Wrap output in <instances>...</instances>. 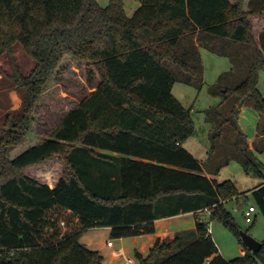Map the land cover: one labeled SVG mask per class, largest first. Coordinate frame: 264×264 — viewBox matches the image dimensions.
I'll use <instances>...</instances> for the list:
<instances>
[{
  "label": "trees",
  "instance_id": "obj_1",
  "mask_svg": "<svg viewBox=\"0 0 264 264\" xmlns=\"http://www.w3.org/2000/svg\"><path fill=\"white\" fill-rule=\"evenodd\" d=\"M124 1L103 8L97 0H0V61L9 67L0 65V75L21 93L0 131V264H105L81 243L85 231L153 235L156 221L182 214L195 216V228L157 235L146 255L135 253L139 264H264V242L247 249L225 208L234 185L213 178L231 161L246 173L264 170L237 123L242 107L264 121V33L256 41L249 19L264 16V0H250L248 11L244 0H136L131 17ZM17 47L33 63L27 72ZM202 49L231 63L210 87L221 100L205 112L210 166L184 149L195 132L191 109L173 95L176 83L202 90ZM65 54L86 63L90 86L99 78L96 90L10 159ZM260 133L263 152L264 123ZM55 160L64 172L53 187L27 174ZM252 194L264 216V182ZM206 211L234 232L243 257L220 254Z\"/></svg>",
  "mask_w": 264,
  "mask_h": 264
},
{
  "label": "rangeland",
  "instance_id": "obj_2",
  "mask_svg": "<svg viewBox=\"0 0 264 264\" xmlns=\"http://www.w3.org/2000/svg\"><path fill=\"white\" fill-rule=\"evenodd\" d=\"M250 0H244V9L249 10ZM98 4L105 8L109 0H97ZM235 3L236 0H230ZM140 3L136 0H125L124 9L126 14L131 17L138 9ZM250 16L254 38L264 29V16ZM260 16V17H259ZM204 65V86L202 90L182 83H176L173 87L174 97L186 109H191V116L194 124V134L184 144L187 150L195 159L208 165V153L211 149L209 133L211 125L206 121L205 112L220 106L221 100L215 98L210 93L220 75L231 69V63L227 58L219 57L204 49L201 50ZM16 57L21 64L23 71L27 72L33 66L32 61L24 55L22 50L17 47ZM0 65L9 68L5 61H0ZM93 70H95L93 68ZM96 79L94 86H90L87 77V65L85 62L74 59L71 55L65 54L54 76L49 80L48 85L37 103V110L33 116L31 130L24 139V142L10 150V159H14L28 148L32 147L42 139L46 138L60 121L77 105H79L90 93L96 90L99 84ZM260 90L264 94V73L259 76ZM21 103V93L3 80L0 75V131L2 129V119L6 112L17 110ZM230 108H226L229 111ZM258 116L256 111L251 108L243 109L240 115V126L246 133L250 141H254L257 133ZM258 159L264 164V153L257 154ZM64 172V166L58 161H52L44 166L30 170L27 174L39 179L53 187L60 175ZM218 183L231 182L237 192L226 203L225 208L232 214L234 223L239 232H246L256 241L264 242V216L258 209L252 190L264 182V170L262 174L255 172L246 173L241 164L231 161L223 167L218 175L213 177ZM250 206L257 208L252 223H247L244 213ZM192 218H189V220ZM202 219L209 222V229L220 254L228 261L243 257L246 249L239 241L237 236L218 219H211L206 212ZM184 231L189 225H181ZM179 231V232H180ZM134 238L121 239L111 237V231L104 228L90 229L85 231L80 241L88 249L97 251L104 256L110 257V250H107L108 242L115 244L113 250L123 249L125 256L131 258L134 263L139 264L136 259L134 248ZM124 256H119L115 264H124ZM255 264H262L259 260Z\"/></svg>",
  "mask_w": 264,
  "mask_h": 264
},
{
  "label": "crops",
  "instance_id": "obj_3",
  "mask_svg": "<svg viewBox=\"0 0 264 264\" xmlns=\"http://www.w3.org/2000/svg\"><path fill=\"white\" fill-rule=\"evenodd\" d=\"M247 7H248V5H247ZM243 8H244V6H243ZM255 16L258 17L257 15H255ZM262 33H264V29H263V31H261L258 34L257 38L255 37L256 41H259V37H260V35ZM259 89H260V86H259ZM260 92H261V94L264 97L263 92L261 90H260ZM245 108L246 107H242V108L239 109L237 123H238V126L241 129V131L246 135V133L243 131V129L241 128L240 123H239L240 115H241L243 109H245ZM257 116H258L257 133H256L255 140L254 141H250L248 139L247 135H246L248 144L252 147V149H253V151H254L256 156H257V154L264 153V151L263 152L257 151L256 147H255V145L262 138V135L260 133V126L263 125V123H264V121L261 119L259 114H257ZM206 212L201 213V216H204L206 214ZM207 213H209V212H207ZM189 218H192V219L189 220ZM186 223H187V225H189V228H187V230L194 229L195 228V223H196L195 216L193 214H182V215H178V216H175V217H172V218H166V219H162V220L156 221L155 222V228H156V233L155 234H153V235H145V236H140V237H135L134 238L133 242H134V245H135L134 248L136 249L135 251L138 252V253H141L143 255H146L149 252V250L153 247V245H154V243L156 241L157 235L179 232L180 230H182V228H181L182 226L181 225L186 224ZM104 229H107L108 231H111L110 228H104ZM121 241L123 243V242H125V239H121ZM106 248H107V250H110L111 252H110V255H109L110 257H108L106 254H104V256L102 255L103 258H104V263L105 264H115L116 259L119 256H122V255L124 256V261H125L124 264H126V259H131V258H128V257L125 256V251L123 249L113 250L115 248V244H113L112 247H109L108 244H107ZM133 263H134V261H133Z\"/></svg>",
  "mask_w": 264,
  "mask_h": 264
},
{
  "label": "water",
  "instance_id": "obj_4",
  "mask_svg": "<svg viewBox=\"0 0 264 264\" xmlns=\"http://www.w3.org/2000/svg\"><path fill=\"white\" fill-rule=\"evenodd\" d=\"M240 237L245 245V247L249 250H252L254 252L260 251L262 247V243L256 241L253 237H251L248 233L246 232H240Z\"/></svg>",
  "mask_w": 264,
  "mask_h": 264
},
{
  "label": "built area",
  "instance_id": "obj_5",
  "mask_svg": "<svg viewBox=\"0 0 264 264\" xmlns=\"http://www.w3.org/2000/svg\"><path fill=\"white\" fill-rule=\"evenodd\" d=\"M257 212V208L254 206H250L248 210L244 213L245 219L247 223H252L254 219V214ZM108 246L112 247L113 243L108 242ZM126 264H133L132 259H126Z\"/></svg>",
  "mask_w": 264,
  "mask_h": 264
}]
</instances>
